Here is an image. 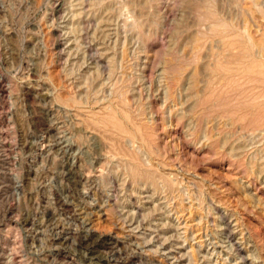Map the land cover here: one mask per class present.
<instances>
[{"label": "rangeland", "instance_id": "obj_1", "mask_svg": "<svg viewBox=\"0 0 264 264\" xmlns=\"http://www.w3.org/2000/svg\"><path fill=\"white\" fill-rule=\"evenodd\" d=\"M0 264H264V0H0Z\"/></svg>", "mask_w": 264, "mask_h": 264}, {"label": "bare ground", "instance_id": "obj_2", "mask_svg": "<svg viewBox=\"0 0 264 264\" xmlns=\"http://www.w3.org/2000/svg\"><path fill=\"white\" fill-rule=\"evenodd\" d=\"M111 7H112V6H111ZM213 14H214V13H213ZM213 14H212V15H213ZM252 47H253V46H252ZM252 47H251V48H252ZM85 237H86V236H85Z\"/></svg>", "mask_w": 264, "mask_h": 264}]
</instances>
